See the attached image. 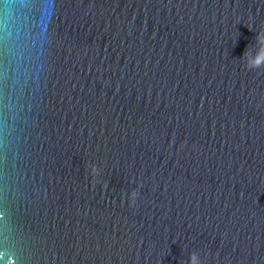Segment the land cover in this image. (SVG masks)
<instances>
[{
	"label": "water",
	"instance_id": "water-1",
	"mask_svg": "<svg viewBox=\"0 0 264 264\" xmlns=\"http://www.w3.org/2000/svg\"><path fill=\"white\" fill-rule=\"evenodd\" d=\"M262 41L264 0H0V264H264Z\"/></svg>",
	"mask_w": 264,
	"mask_h": 264
},
{
	"label": "clouds",
	"instance_id": "clouds-1",
	"mask_svg": "<svg viewBox=\"0 0 264 264\" xmlns=\"http://www.w3.org/2000/svg\"><path fill=\"white\" fill-rule=\"evenodd\" d=\"M9 18H10V17H9ZM10 35H11V34H10L9 29L6 28L5 31H4V34H3V38H2L3 41H4L6 44H7L8 41L10 40ZM262 42H264V41H262ZM9 54H10V55H15V54L13 53L11 47H9ZM243 57H245V58L249 61V66H259L258 64L253 65V64L251 63V61H252V59H253L254 56H252V55L250 54V51H249V52H246V53L243 55ZM261 60H264V57H262Z\"/></svg>",
	"mask_w": 264,
	"mask_h": 264
}]
</instances>
